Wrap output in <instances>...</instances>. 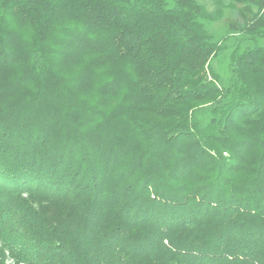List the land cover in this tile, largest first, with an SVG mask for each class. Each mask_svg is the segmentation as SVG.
<instances>
[{
  "label": "trees",
  "instance_id": "obj_1",
  "mask_svg": "<svg viewBox=\"0 0 264 264\" xmlns=\"http://www.w3.org/2000/svg\"><path fill=\"white\" fill-rule=\"evenodd\" d=\"M232 1L223 83L198 0H0V264H264V0Z\"/></svg>",
  "mask_w": 264,
  "mask_h": 264
},
{
  "label": "rangeland",
  "instance_id": "obj_2",
  "mask_svg": "<svg viewBox=\"0 0 264 264\" xmlns=\"http://www.w3.org/2000/svg\"><path fill=\"white\" fill-rule=\"evenodd\" d=\"M198 3L213 19L203 21L206 30L214 36L215 40L224 41L223 50L212 61V67L225 83L229 77L228 65L231 52L240 44L243 47L248 45L244 42L246 38L240 34L246 16L236 7L238 4L232 0H198ZM258 44L264 47V40L259 41ZM5 261L6 264H16L10 251H6Z\"/></svg>",
  "mask_w": 264,
  "mask_h": 264
}]
</instances>
